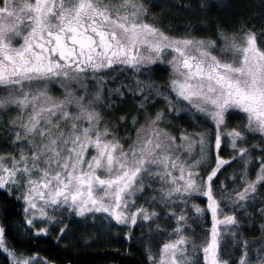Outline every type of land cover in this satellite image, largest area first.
<instances>
[{
	"label": "snow or ice",
	"instance_id": "6c2138e0",
	"mask_svg": "<svg viewBox=\"0 0 264 264\" xmlns=\"http://www.w3.org/2000/svg\"><path fill=\"white\" fill-rule=\"evenodd\" d=\"M155 7L0 0V264H57L32 249L78 226L141 228L146 264H264V11L173 5L201 34Z\"/></svg>",
	"mask_w": 264,
	"mask_h": 264
},
{
	"label": "trees",
	"instance_id": "16d2710c",
	"mask_svg": "<svg viewBox=\"0 0 264 264\" xmlns=\"http://www.w3.org/2000/svg\"><path fill=\"white\" fill-rule=\"evenodd\" d=\"M188 0H161L154 8V12L165 17L166 22L181 31H184L182 25L191 20L197 25L199 33H206L210 29L209 26H200L197 24L200 14L193 10H185L182 7H173V5L186 4ZM196 0H193L195 3ZM219 7L213 8L208 13L209 17L215 20L220 18L225 23L232 24L237 16L241 13L251 15L264 11L257 7L260 0H215ZM259 22V17H257ZM3 202L0 201V209ZM17 212L22 209L19 205L15 206ZM12 219L19 221V217L13 214ZM15 232V227H13ZM33 251L40 250L41 255L48 256L57 261V264H68V260H72L73 264H146L145 256L133 244L125 243L120 237L119 240H105L99 236L86 244L77 242L74 238L65 237L64 241L59 244L53 239L51 241L41 240L36 243ZM2 259V258H1Z\"/></svg>",
	"mask_w": 264,
	"mask_h": 264
},
{
	"label": "rangeland",
	"instance_id": "374dc122",
	"mask_svg": "<svg viewBox=\"0 0 264 264\" xmlns=\"http://www.w3.org/2000/svg\"><path fill=\"white\" fill-rule=\"evenodd\" d=\"M157 0H153V2L155 3ZM177 32H180V30H177ZM182 32V31H181ZM235 167V166H234ZM228 171H231V169H228ZM200 203H205V201L201 200ZM127 231L126 228H124L123 226L120 227H115L112 228L111 230L108 231H100L97 232V230L95 228H92L91 226H78L74 229L73 232L69 233L68 238H74L77 240V242L81 243V244H86L87 242L92 241L93 239H95L96 237H100L103 238L105 240H119L120 237L122 238V240L125 243H130L133 244L134 246H136V248H138L141 253L144 255V251H143V242L139 239H137L140 236L141 233V228L137 227L135 229L134 232V238L129 241L125 236H124V232ZM255 233H249V235H254ZM155 239V238H154ZM145 256V255H144ZM2 258V254H0V259ZM146 260V257H145Z\"/></svg>",
	"mask_w": 264,
	"mask_h": 264
},
{
	"label": "flooded vegetation",
	"instance_id": "af4514ba",
	"mask_svg": "<svg viewBox=\"0 0 264 264\" xmlns=\"http://www.w3.org/2000/svg\"><path fill=\"white\" fill-rule=\"evenodd\" d=\"M160 1L161 0H157L156 2H155V4L157 5L158 3H160ZM155 9H153V11H154Z\"/></svg>",
	"mask_w": 264,
	"mask_h": 264
}]
</instances>
